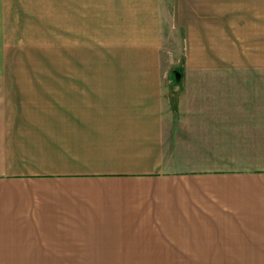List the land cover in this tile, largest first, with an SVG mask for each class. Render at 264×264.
Returning <instances> with one entry per match:
<instances>
[{
    "label": "crops",
    "instance_id": "obj_1",
    "mask_svg": "<svg viewBox=\"0 0 264 264\" xmlns=\"http://www.w3.org/2000/svg\"><path fill=\"white\" fill-rule=\"evenodd\" d=\"M79 1L59 0L57 60L36 61L40 49L3 42L0 0V264H154L162 238L258 235L264 76L162 75L156 56L98 76L76 47ZM188 1L173 26L209 36Z\"/></svg>",
    "mask_w": 264,
    "mask_h": 264
},
{
    "label": "rangeland",
    "instance_id": "obj_2",
    "mask_svg": "<svg viewBox=\"0 0 264 264\" xmlns=\"http://www.w3.org/2000/svg\"><path fill=\"white\" fill-rule=\"evenodd\" d=\"M64 1L67 11L73 8V0ZM154 1L155 7H151L154 30L150 31L144 29L143 20L150 17V0H124L127 13H122L123 2L117 4L118 0L110 4L112 12L110 9L106 12V0L79 1L83 14L89 12L77 22L83 26L75 38L80 59L96 64L98 76L120 75L119 65L149 57L152 60L154 56L162 64V75H167L169 68L178 67L177 76H264V0H189L190 13L203 12V17L208 16L210 34H190L194 36L187 39L186 26H173L175 0ZM94 4L99 7L95 14L91 11ZM2 12L4 43L40 49L39 55L32 53V58L38 55L36 61L51 57L57 60L59 0H4ZM133 24L140 35L125 36L126 28ZM194 41L202 44L193 45ZM196 232L206 234L162 238L172 244L160 245L161 249L154 255L162 259L153 263L264 264V230L250 231L258 235L244 237L232 235L234 230Z\"/></svg>",
    "mask_w": 264,
    "mask_h": 264
}]
</instances>
